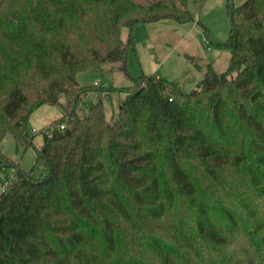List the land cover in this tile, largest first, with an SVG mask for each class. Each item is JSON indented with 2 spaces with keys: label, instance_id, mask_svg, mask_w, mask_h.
<instances>
[{
  "label": "trees",
  "instance_id": "1",
  "mask_svg": "<svg viewBox=\"0 0 264 264\" xmlns=\"http://www.w3.org/2000/svg\"><path fill=\"white\" fill-rule=\"evenodd\" d=\"M225 6V70L189 92L126 74L108 119L83 102L115 89L76 74L125 69L133 27L194 22L187 0H0V140L61 112L28 169L0 150V264H264V0Z\"/></svg>",
  "mask_w": 264,
  "mask_h": 264
},
{
  "label": "rangeland",
  "instance_id": "2",
  "mask_svg": "<svg viewBox=\"0 0 264 264\" xmlns=\"http://www.w3.org/2000/svg\"><path fill=\"white\" fill-rule=\"evenodd\" d=\"M232 1L238 5L244 0ZM225 3L226 0H187V7L195 17L194 22H178L172 18H164L149 23H138L132 29L133 46L128 49L125 69L120 62H105L96 71L78 72L77 83H93L98 87L115 89L111 93L95 94L94 101L101 99L105 117L108 119L116 113L117 106L124 96L123 91L116 89L125 88L130 84L126 74L136 77L143 73H155L178 85L181 91L189 92L203 78L208 65L220 73L229 64L230 51L215 47V44L224 42L229 35L230 22ZM121 35L122 38L126 37L125 28L122 29ZM94 101L89 96L83 105L86 107ZM60 115V109L55 104L39 105L28 118L30 133L35 135L32 144H18L8 132L0 140V150L13 163L22 169H28L35 159V147L42 144V140L38 144L42 132ZM13 175L11 167L1 168L0 187L6 185Z\"/></svg>",
  "mask_w": 264,
  "mask_h": 264
},
{
  "label": "crops",
  "instance_id": "3",
  "mask_svg": "<svg viewBox=\"0 0 264 264\" xmlns=\"http://www.w3.org/2000/svg\"><path fill=\"white\" fill-rule=\"evenodd\" d=\"M92 95H93V94L88 95L85 99L89 98V96H90V97L92 98V100L94 101V99H95L96 97H95V95H93L94 97H92ZM85 99H84V101H85ZM92 103H93V102H92ZM90 104H91V103H90ZM90 104H89V105H90ZM34 137H35V136H34ZM41 140H42V139L39 140L38 144L41 143Z\"/></svg>",
  "mask_w": 264,
  "mask_h": 264
},
{
  "label": "built area",
  "instance_id": "4",
  "mask_svg": "<svg viewBox=\"0 0 264 264\" xmlns=\"http://www.w3.org/2000/svg\"><path fill=\"white\" fill-rule=\"evenodd\" d=\"M60 127H63V125H61Z\"/></svg>",
  "mask_w": 264,
  "mask_h": 264
}]
</instances>
